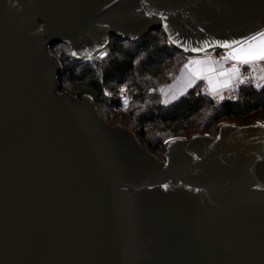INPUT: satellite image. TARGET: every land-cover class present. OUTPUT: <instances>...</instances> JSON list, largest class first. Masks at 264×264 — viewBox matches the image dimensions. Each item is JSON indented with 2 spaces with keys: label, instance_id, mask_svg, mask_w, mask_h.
<instances>
[{
  "label": "water",
  "instance_id": "water-1",
  "mask_svg": "<svg viewBox=\"0 0 264 264\" xmlns=\"http://www.w3.org/2000/svg\"><path fill=\"white\" fill-rule=\"evenodd\" d=\"M165 23L181 50L240 40L264 0H0V264H264V123L170 138L162 160L60 91L51 46L88 61Z\"/></svg>",
  "mask_w": 264,
  "mask_h": 264
},
{
  "label": "trees",
  "instance_id": "trees-1",
  "mask_svg": "<svg viewBox=\"0 0 264 264\" xmlns=\"http://www.w3.org/2000/svg\"><path fill=\"white\" fill-rule=\"evenodd\" d=\"M60 45L51 46V51L58 53ZM105 53L88 61L64 59L63 70L58 75L60 91L79 98L92 96L100 112V107L108 112L117 111L118 120L134 131L153 154L165 152V141L171 137H191L195 133L216 135L223 122L264 123V86L261 89L244 86L237 99L222 102L202 91V81L168 104L160 94L150 93L164 84L161 78L168 69L176 73L184 61L182 50L167 42L162 27L137 40L110 35ZM123 84L138 93L126 109L120 110L116 92ZM106 91L114 94L108 97Z\"/></svg>",
  "mask_w": 264,
  "mask_h": 264
},
{
  "label": "crops",
  "instance_id": "crops-1",
  "mask_svg": "<svg viewBox=\"0 0 264 264\" xmlns=\"http://www.w3.org/2000/svg\"><path fill=\"white\" fill-rule=\"evenodd\" d=\"M200 61V63H189V61ZM236 63L225 60L222 56L194 55L189 57L180 71L167 84L159 88V94L165 104L171 103L185 95L190 89L194 88L199 82H207L215 99L221 100L233 82L238 79V72L228 71ZM188 65V67H185ZM238 67V64H237ZM209 69H212L209 71ZM259 76L264 78V61H259L256 66ZM226 73L221 75V73ZM202 76V79H198Z\"/></svg>",
  "mask_w": 264,
  "mask_h": 264
},
{
  "label": "snow or ice",
  "instance_id": "snow-or-ice-1",
  "mask_svg": "<svg viewBox=\"0 0 264 264\" xmlns=\"http://www.w3.org/2000/svg\"><path fill=\"white\" fill-rule=\"evenodd\" d=\"M163 15V14H161ZM166 20L167 17H164ZM165 31H169V25L165 23L163 25ZM173 39V42H176L179 38L177 35H173L171 37ZM255 42V43H254ZM199 46H192L189 47L187 43L184 41H180V45L183 47L184 51H191L193 53H204L207 52V50L210 47H217L222 48L225 50H229L222 54V58L226 61L229 59L234 60L236 63L233 64L232 68L228 71H235L239 72L240 69L237 67V64L241 66H248L251 68V65L255 62L264 61V31H260L259 33H253L252 35L248 37H243L240 40L235 41H210L206 40L204 42H197ZM239 53V55H238ZM73 55H76V53H73ZM104 55H107V53H104ZM91 58V57H89ZM189 63H200V61H189ZM185 67H188V65H185ZM212 69H209L211 71ZM226 73L222 72L221 75H225ZM198 79H202V76H198ZM244 80H241L240 83H244ZM260 85H257L259 87ZM221 99H224V97H221ZM259 127H264V125H258ZM195 139V138H194ZM217 139H220V137H217ZM175 142V141H171ZM165 143H170L169 141H166ZM162 188L164 190H168L169 185L164 184L162 185Z\"/></svg>",
  "mask_w": 264,
  "mask_h": 264
},
{
  "label": "built area",
  "instance_id": "built-area-1",
  "mask_svg": "<svg viewBox=\"0 0 264 264\" xmlns=\"http://www.w3.org/2000/svg\"><path fill=\"white\" fill-rule=\"evenodd\" d=\"M259 62H255L251 65V68L248 66H241L238 64V67L240 71L238 72V79L233 82L229 88L228 93L224 96V99H221L220 101H227L231 99H237L240 95V91L244 86H252L256 89H261L264 86V78L260 77L258 72L256 71V66ZM241 80H244V83H240ZM257 85H260L257 87ZM202 91L208 95L213 97V93L209 87V84L207 82L203 83ZM150 93H159V89H151L149 91ZM137 90L129 91L125 84H123L119 90L116 92V95L120 99L121 107L123 108L125 105H127L135 94H137ZM106 96H112L114 93L111 91L105 92ZM214 98V97H213Z\"/></svg>",
  "mask_w": 264,
  "mask_h": 264
},
{
  "label": "rangeland",
  "instance_id": "rangeland-1",
  "mask_svg": "<svg viewBox=\"0 0 264 264\" xmlns=\"http://www.w3.org/2000/svg\"><path fill=\"white\" fill-rule=\"evenodd\" d=\"M165 31V30H164ZM166 32V31H165ZM166 38H167V42L170 44V40H169V37H168V34H167V32H166ZM171 45V44H170ZM107 49H108V47L105 49V51H107ZM52 52V51H51ZM64 52V46H63V44L62 45H60V46H58V53H53V55L55 56V57H57V58H59V60L61 61V65L63 64V60L64 59H69V60H73V59H71L70 57H68L65 53H63ZM100 52V51H99ZM225 52L224 51H222V50H219V51H214V52H212L211 53V55H213V56H222V54H224ZM182 55H183V60L186 62L187 61V59L189 58V57H192L191 55H188L185 51H183L182 50ZM96 57H99V56H96ZM95 58V57H94ZM94 58H92V59H94ZM75 61V60H74ZM181 60L179 59V62H180ZM183 61V64H182V66L180 67V69L183 67V65L185 64V62ZM178 62V63H179ZM63 66V65H62ZM173 68H175V67H173ZM180 69L176 72V73H174L173 72V69L171 70V69H168L166 72V74L164 75V76H162V78H161V82H163L164 84L162 85L161 84V86H159L158 87V89L159 88H161L162 86H164L165 84H167V83H169L174 77H175V75L180 71ZM168 79H171L169 82H167V80ZM166 82V83H165ZM126 85V84H125ZM202 86H203V84H202ZM126 87H127V85H126ZM127 89L129 90V91H131L128 87H127ZM159 94V93H158ZM109 97V96H108ZM217 101H219V102H221L220 100H218V99H216ZM129 104V103H128ZM127 104V105H128ZM127 105H125L123 108H120V110H124V109H126V107H127ZM97 106V105H96ZM97 108H98V110H99V107L97 106ZM100 109H101V111L102 112H100V110H99V112L101 113V114H104V116H106V118L108 117V120H106L105 118V120L106 121H108L109 123H111V124H122L119 120H118V117H117V111H111V112H108V110H106L104 107H100ZM103 116V115H102ZM259 122H261V121H259ZM263 123V122H262ZM123 125V124H122ZM219 132V131H218ZM195 134H201V133H195ZM218 134V133H217ZM216 134V135H217ZM194 135V134H193ZM212 135V134H211ZM182 137H186V136H182ZM171 138H173V137H171ZM189 138V137H188ZM170 139V138H169ZM168 140V139H167ZM166 140V141H167ZM165 141V142H166ZM166 152L167 151H165V152H163V153H161L160 155H156L157 157H159L160 159H162V160H166Z\"/></svg>",
  "mask_w": 264,
  "mask_h": 264
}]
</instances>
